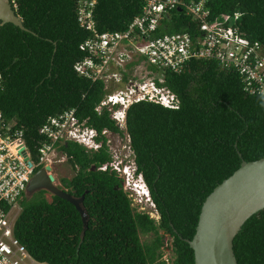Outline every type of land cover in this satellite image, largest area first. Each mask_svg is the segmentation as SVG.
I'll return each mask as SVG.
<instances>
[{"label": "trees", "instance_id": "16d2710c", "mask_svg": "<svg viewBox=\"0 0 264 264\" xmlns=\"http://www.w3.org/2000/svg\"><path fill=\"white\" fill-rule=\"evenodd\" d=\"M14 1V3H13ZM78 0H11L24 30L0 25V110L23 130L34 158L46 136L39 129L50 116L77 108V116L102 132L123 133L103 99V81L79 75L74 64L88 55L81 48L90 33L78 23ZM146 0H97L98 29L123 31L141 14ZM191 2L193 0H184ZM211 19L242 12L241 29L264 45V0H210ZM192 17L173 10L155 32L190 31ZM167 85L180 99L177 109L139 101L127 109V133L137 173L143 175L156 220L139 211L123 179L108 166V144L99 150L67 141L59 150L75 170L61 178L76 197L85 194L88 228L68 200L39 190L20 200L15 235L38 260L49 264H165L166 236L171 238L173 264H196L186 239L196 233L202 205L243 160L264 157V94L246 91L235 69L217 61L189 60L181 72L164 69ZM100 138L106 137L100 135ZM42 167L40 165L37 170ZM151 234L143 241L141 235ZM238 264H264V209L251 216L234 239Z\"/></svg>", "mask_w": 264, "mask_h": 264}, {"label": "built area", "instance_id": "2783aa9c", "mask_svg": "<svg viewBox=\"0 0 264 264\" xmlns=\"http://www.w3.org/2000/svg\"><path fill=\"white\" fill-rule=\"evenodd\" d=\"M209 2L146 0L141 14L127 29L101 32L95 19L97 0H78V23L90 35L81 45L88 55L77 61L74 69L93 82L103 81L105 94L96 110L101 113L108 109L124 130L127 128V109L136 102L151 101L168 108H179L180 99L165 85L162 71L181 72L193 58L217 61L223 69L237 70L246 91L264 94V45L251 40L241 29V11L211 19ZM179 8L180 11L185 9V13L192 17L191 30L156 35L165 17L168 14L170 17L173 10ZM139 64L144 67V76L132 73L134 66ZM2 80L0 73V86ZM116 83L121 85L118 87ZM39 131L46 139L38 147L40 158L35 159L23 130L17 129L0 110V264H49L36 259L15 235L19 215L16 209L20 210V200L27 196V187L37 168L45 166L48 157H53L60 145L67 141L97 150L104 143L110 148L111 138L120 134L107 128L100 133L89 125L88 119L81 120L77 116L75 107L50 116ZM100 135H104L106 141ZM128 139L131 141L129 134ZM108 166L119 175L123 172L127 181L132 178L129 169L124 167L122 171L117 160L113 159L101 169ZM152 204L154 210L148 213L158 220L160 215ZM166 246L167 243L162 250L169 252ZM167 252L161 260L173 264L172 256Z\"/></svg>", "mask_w": 264, "mask_h": 264}, {"label": "water", "instance_id": "95a60500", "mask_svg": "<svg viewBox=\"0 0 264 264\" xmlns=\"http://www.w3.org/2000/svg\"><path fill=\"white\" fill-rule=\"evenodd\" d=\"M9 22L28 30L11 0H0V25ZM52 171L51 164L41 167L29 182L28 195L47 190L52 195L68 200L79 211L85 233L89 221L83 205L85 194L76 197L59 187ZM263 209L264 157L253 161L243 160L241 166L207 196L201 208L196 233L192 239H186L194 250L196 264H238L234 239L245 222Z\"/></svg>", "mask_w": 264, "mask_h": 264}, {"label": "rangeland", "instance_id": "374dc122", "mask_svg": "<svg viewBox=\"0 0 264 264\" xmlns=\"http://www.w3.org/2000/svg\"><path fill=\"white\" fill-rule=\"evenodd\" d=\"M132 73H138L139 76H144L145 71H144V67L142 65H136L134 66V72ZM116 85L119 87L121 84H117ZM89 150H91L90 148H88ZM110 151L111 154L113 155V159L117 160L118 162H121L124 157L126 155H129V158H132L133 155H131V153H133V150L131 149V145H130V141L128 139V133L126 131V129L124 130L123 134H118L113 136V138H111V143H110ZM53 157H48L47 159V164H51L53 167V174L56 178V183L59 187H61L62 182H61V178L63 177H68L71 178L73 177V175L75 174V170L72 167V165L67 161V157L61 152L59 151V149L57 150V152H55V154H53ZM116 161H114L115 163ZM117 164V163H116ZM123 171V169H122ZM122 174L119 175L120 177H123L124 179V189L129 193V196L132 198L133 200V205L138 209V210H143L145 212H152L154 210V206L152 204V201L149 200V197L144 196L142 193V187L140 188L142 184V180L141 177H135V178H131L129 181H127V177L123 174V172H121ZM132 187H134L136 190L135 192L132 190ZM47 191V190H46ZM33 196V195H32ZM30 195H28V197H32ZM45 197L48 200H51L52 194L50 192H46L45 193ZM16 212H21L22 210V206L20 205V210L16 209ZM17 216V214H16ZM142 236V240L146 241V240H150L151 238V234L148 235H141ZM170 241L171 238L167 235L166 236V243L167 245L170 246ZM170 249V248H169ZM163 251L166 253L167 251L163 249ZM172 249L169 250V256H172Z\"/></svg>", "mask_w": 264, "mask_h": 264}, {"label": "clouds", "instance_id": "9594fccd", "mask_svg": "<svg viewBox=\"0 0 264 264\" xmlns=\"http://www.w3.org/2000/svg\"><path fill=\"white\" fill-rule=\"evenodd\" d=\"M90 125V124H89ZM96 129V128H95ZM97 130V129H96ZM122 130V129H121ZM125 130V129H124ZM124 130H122L123 132H124ZM126 131H127V129H126ZM101 133V132H100ZM121 134H123V133H121ZM131 144V143H130ZM104 145V144H103ZM103 147V146H102ZM101 148V147H100ZM99 148V149H100ZM99 149H97V150H99ZM91 150H93V149H91ZM131 155H133V157L132 158H129L130 156L129 155H126L125 157H124V159L121 161V162H119V165L121 166V169L122 168H128L129 169V171L131 172V174H132V178H135V177H138V176H140L141 177V180H142V184L143 185H141L142 186V188H141V186H140V188L143 190L142 191V193H143V195L144 196H147V197H149V200H151L152 201V198H151V194H150V191H149V188H148V186L146 185V183H145V180H144V178H143V175L142 174H140V173H137V164H136V162H135V155H134V152L131 154ZM38 171V170H37ZM36 171V172H37ZM35 172V173H36ZM122 179H123V177H121ZM123 181H124V179H123ZM131 188H132V190L135 192V188L134 187H132L131 186ZM137 191V190H136ZM27 196H28V194H27ZM153 203V202H152ZM156 209V208H155ZM159 213V212H158Z\"/></svg>", "mask_w": 264, "mask_h": 264}, {"label": "flooded vegetation", "instance_id": "af4514ba", "mask_svg": "<svg viewBox=\"0 0 264 264\" xmlns=\"http://www.w3.org/2000/svg\"><path fill=\"white\" fill-rule=\"evenodd\" d=\"M43 167V166H42ZM123 183H124V181H123ZM62 187V186H61ZM63 188V187H62Z\"/></svg>", "mask_w": 264, "mask_h": 264}, {"label": "bare ground", "instance_id": "6f19581e", "mask_svg": "<svg viewBox=\"0 0 264 264\" xmlns=\"http://www.w3.org/2000/svg\"><path fill=\"white\" fill-rule=\"evenodd\" d=\"M142 187V186H141Z\"/></svg>", "mask_w": 264, "mask_h": 264}]
</instances>
